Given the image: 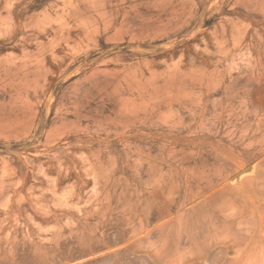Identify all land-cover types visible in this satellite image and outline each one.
<instances>
[{
  "label": "rangeland",
  "instance_id": "rangeland-1",
  "mask_svg": "<svg viewBox=\"0 0 264 264\" xmlns=\"http://www.w3.org/2000/svg\"><path fill=\"white\" fill-rule=\"evenodd\" d=\"M0 264H264V0H0Z\"/></svg>",
  "mask_w": 264,
  "mask_h": 264
}]
</instances>
